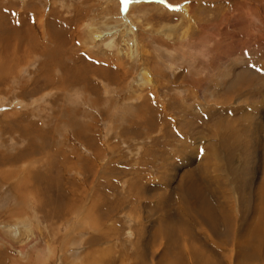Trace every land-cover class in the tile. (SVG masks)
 <instances>
[{
  "label": "rangeland",
  "instance_id": "obj_1",
  "mask_svg": "<svg viewBox=\"0 0 264 264\" xmlns=\"http://www.w3.org/2000/svg\"><path fill=\"white\" fill-rule=\"evenodd\" d=\"M15 28L33 39L16 47ZM91 29L112 35L94 43ZM0 68V264H135L139 179L175 197L192 169L251 215L264 0H0ZM173 197L172 215L196 224Z\"/></svg>",
  "mask_w": 264,
  "mask_h": 264
},
{
  "label": "bare ground",
  "instance_id": "obj_2",
  "mask_svg": "<svg viewBox=\"0 0 264 264\" xmlns=\"http://www.w3.org/2000/svg\"><path fill=\"white\" fill-rule=\"evenodd\" d=\"M19 31H20L19 28L14 29L15 34H17V35L14 34L15 35L14 44L16 45V47L17 44L19 46L18 43L19 41L21 42V41H25L26 39L27 40L33 39V37L31 36L32 33L31 31H30L31 32L30 36L27 35L26 33L24 34L23 31L21 33ZM89 32L90 35L93 36V39L95 41L94 43L104 42L106 41L105 38L112 35V34H104L102 32L95 33V31L93 30ZM27 40L26 42H28ZM90 40H92V38ZM5 64L7 63L5 62ZM7 66L9 67L8 64ZM1 72L2 69L0 68V74ZM65 74L67 75L64 76H67L68 79H71V77L73 78L75 77V75L70 74V72L68 73L65 72ZM70 75L73 76L70 77ZM72 80L74 81V79ZM252 134L253 137L251 138L256 139V142L258 143L257 147L262 146L264 144V138L262 137L264 136L263 124L259 123L253 126ZM255 152H256L255 155L260 154L259 150H255ZM189 159H191L190 156ZM261 164L262 162L261 163L258 162V166H260ZM209 165L210 162H206V164H203L202 170L200 169L199 172L202 175L208 176L207 174H209V167H208ZM255 167L256 166H254V168ZM191 170H189V172L187 170V173L183 174L185 176L180 181V185H179L180 190L175 197L183 200V205H184L183 207L185 208V209L183 208V210H186V212L188 213V215L186 214V216H188L189 218L190 217L194 218V216L197 217V219L195 218L196 224L192 222V218H190L191 220L190 222L191 224H190L188 219L180 220L178 219L179 217H174V215H172V208H171L172 197H173L172 195L169 198L165 197L166 196L165 195L163 198L162 193L158 188L146 184L143 181V179L138 178L139 180L137 182L131 183L132 185L131 190L133 191V193L135 195H138L139 197H143L144 199L148 200V204L144 206V210L146 211L143 213V217L137 219L135 223L136 226L139 224V227H136L135 229L133 228L137 235V238L136 239L134 238L135 240L133 242V246H135L134 250L137 253V261H138V263H136L137 262L136 261L135 264H264V166H263L262 177L260 176L261 177L260 181L259 182L252 181V183H255L256 189L254 191L255 204L251 210L250 216L243 214L241 216H238L239 214L234 209V206L230 203L231 200L228 197L227 192H224L219 188L217 181L208 178H196L197 173L193 172L194 170L193 171ZM183 187H185V189ZM131 190L129 189V191ZM20 193L21 195L19 197L25 196L26 194V192H20ZM175 197H173V199ZM122 203L123 202H119V203L117 202L116 204L119 205L114 204L115 206L112 205L113 206L112 208H110V206L107 205V207H109L110 209L109 210L107 208L109 210V212L107 210L108 214L111 213L110 211L112 210L119 211L123 205ZM134 209L133 211H136ZM11 211L13 210H10L8 212ZM17 211L18 210H16V212ZM19 211L24 213L22 209H20ZM13 212L15 213V211ZM88 212H87V217H88L87 220H89L91 224L92 220L90 219L91 217L90 215H92L91 213L92 209H89ZM70 214L77 215V217L81 218L82 220V213L80 212V210L71 212ZM83 220L85 219L83 218ZM144 221L146 222V224L144 223ZM147 223H149V227H146ZM86 224H88L87 221ZM118 224L120 223L119 222L112 223L113 228L110 229L109 227L106 229L105 232H108L107 234L109 233L112 234L114 232L113 230L117 226H119ZM220 227H222L224 230H222ZM91 228L93 227L91 226ZM94 230L97 229L94 228ZM209 232L211 233L214 232L216 234V237L218 238L214 237L213 235L212 237ZM223 234L224 237L230 236L233 239V242H236V244L238 243L240 249L242 248L241 245L247 248L249 254H247L246 257L242 259L243 257L242 252L239 253L240 254L239 256L241 258L238 257L236 253H235L236 256H233L232 254L229 256L227 253L223 252L220 246L217 247V245H215L218 243H222L224 245L225 240L227 239L220 238L221 236H223ZM102 238H104L103 235ZM92 239L95 240L96 238H92ZM216 239H219L220 242H218ZM109 252L110 251H108V249H105L103 251V253L105 254L104 256H106V254L108 255ZM89 257L90 255H87V258ZM109 259H111L112 261L110 262L111 264H124V262L120 261V259L117 260L116 262L114 261V258L112 259L110 257Z\"/></svg>",
  "mask_w": 264,
  "mask_h": 264
}]
</instances>
